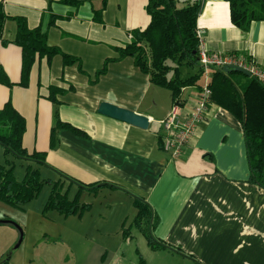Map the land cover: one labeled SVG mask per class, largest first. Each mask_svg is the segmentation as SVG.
Masks as SVG:
<instances>
[{
  "label": "crops",
  "instance_id": "1",
  "mask_svg": "<svg viewBox=\"0 0 264 264\" xmlns=\"http://www.w3.org/2000/svg\"><path fill=\"white\" fill-rule=\"evenodd\" d=\"M0 2L9 16L0 38V71L8 80L0 81V109L12 103L26 121L23 146L44 153L46 161L19 159L0 144V164L14 163L19 180L28 166L37 167L42 178L62 182L70 198L79 184L96 185L81 192L80 201L89 204L81 215L44 213L49 184L42 200L40 193L21 207L0 201V220L37 232L18 245L17 225L0 223V264H33V244L53 224L75 264H264V187L250 180L241 119L211 104L182 154L172 158L160 145L172 91L154 84L134 57H120L133 32L150 23L148 0ZM16 17L60 50L36 57L27 84ZM198 27L210 51L236 52L264 66V20L243 29L233 22L229 1L204 0ZM63 53L75 61L65 64ZM181 66L189 68L186 76L180 70L182 77L199 70ZM204 81L203 75L182 88L184 114ZM102 101L147 115L149 128L100 113ZM135 196L151 205L158 220L153 233L169 247L152 249L133 224Z\"/></svg>",
  "mask_w": 264,
  "mask_h": 264
},
{
  "label": "trees",
  "instance_id": "2",
  "mask_svg": "<svg viewBox=\"0 0 264 264\" xmlns=\"http://www.w3.org/2000/svg\"><path fill=\"white\" fill-rule=\"evenodd\" d=\"M227 1L230 3L232 20L239 27L248 29L253 21L264 20V0ZM203 3L204 0H195L179 6L178 0H148L146 9L150 15V23L144 29L135 30L132 41L120 50V57H134L136 65L150 75L154 84L170 89L173 101L180 99L183 87L195 84L204 75V68L199 59L198 34V18ZM8 17L3 3L0 2V38L3 36ZM15 19L18 24L15 42L22 47L21 82L27 84L36 57L46 55L50 58L60 50L48 44L40 29H31L24 17ZM63 56L65 64L75 61L69 54L63 53ZM181 65L198 66L199 70L188 77H182ZM172 69L174 76L170 77ZM0 81L8 83L3 71H0ZM211 87L212 104L231 111L241 119L250 164V180L264 187V86L254 77L238 72H226L223 67H213ZM58 125L66 126L61 122ZM25 129V118L11 102L6 103L4 108L0 109V144L7 154L46 164L44 153H28L23 146ZM160 145H163L161 137ZM71 181L76 183L72 179ZM47 184L51 185V193L43 212L57 210L65 216L81 215L87 210L89 204L80 201L81 192L96 189V185L79 184L78 193L74 198H70L69 191L64 190L62 182L42 178L37 167L28 166L25 177L19 180L15 175L14 163L7 159L0 164L1 202L21 207L36 198ZM134 205L137 213L133 224L144 234L150 247H169L153 233L158 220L151 205L139 196H135Z\"/></svg>",
  "mask_w": 264,
  "mask_h": 264
},
{
  "label": "built area",
  "instance_id": "3",
  "mask_svg": "<svg viewBox=\"0 0 264 264\" xmlns=\"http://www.w3.org/2000/svg\"><path fill=\"white\" fill-rule=\"evenodd\" d=\"M199 59L204 68L205 81L200 87L198 98L187 114L182 111L180 99L173 101L168 115L160 121L164 134L163 148L172 158H178L198 125L203 122L212 104L211 71L213 67L236 65L250 72L251 77L258 79L264 86V66L256 59L236 52L223 53L210 51L203 42L200 31Z\"/></svg>",
  "mask_w": 264,
  "mask_h": 264
},
{
  "label": "rangeland",
  "instance_id": "4",
  "mask_svg": "<svg viewBox=\"0 0 264 264\" xmlns=\"http://www.w3.org/2000/svg\"><path fill=\"white\" fill-rule=\"evenodd\" d=\"M189 69V68H188ZM188 69L185 66H181L180 70L183 73L184 76H186L188 73ZM21 168L20 166L17 167V171L20 172ZM47 177V176H46ZM49 187L45 185L43 190L41 191V194L39 198L47 197L48 196ZM42 200V199H41ZM57 224H53L52 228H50L48 231V235L46 238L36 241L35 244H33V264H75L74 260V253L71 250V248L66 245L58 236L57 232ZM17 227L20 230V238L17 242V244H21V242L24 240L28 241L29 236H32L33 234L37 232H33L29 227L28 230H25L24 227L19 226L17 224ZM37 234H35L33 237H35Z\"/></svg>",
  "mask_w": 264,
  "mask_h": 264
},
{
  "label": "water",
  "instance_id": "5",
  "mask_svg": "<svg viewBox=\"0 0 264 264\" xmlns=\"http://www.w3.org/2000/svg\"><path fill=\"white\" fill-rule=\"evenodd\" d=\"M224 70L226 72H238V73L247 75L249 77L251 76L249 71H247L246 69L242 67L236 66V65L225 66ZM98 111L104 115L110 116L112 118L130 123L132 125L145 128V129L149 128L151 124V120L147 115L137 112L135 110L120 106L113 102H109V101H102L98 107ZM0 223H11V222H9L8 220H0Z\"/></svg>",
  "mask_w": 264,
  "mask_h": 264
}]
</instances>
